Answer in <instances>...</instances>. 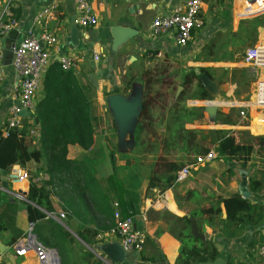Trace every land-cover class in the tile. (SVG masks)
I'll return each instance as SVG.
<instances>
[{
    "label": "crops",
    "instance_id": "1",
    "mask_svg": "<svg viewBox=\"0 0 264 264\" xmlns=\"http://www.w3.org/2000/svg\"><path fill=\"white\" fill-rule=\"evenodd\" d=\"M6 1L0 0V11ZM51 1L12 0L13 9L19 12V23L17 33L7 42L8 46L13 44L18 46L24 40L29 29L34 26L37 10ZM183 2L185 0H93L98 24L91 28H82L74 22L75 1L63 0L52 17L36 26L37 32L46 28L58 33L63 51L78 57L77 66L66 72L67 79L72 85L78 84L87 88L85 94L90 103L91 113L98 118L91 148L84 149L79 144H69L67 158L84 162L96 178L95 186L91 185V188L97 190L102 198H108L109 200L105 202L109 203L112 209H118L125 216L133 214L136 225L146 231L147 243L144 249L127 252L124 262L153 264L142 261V257L158 254L166 258L169 264H177L182 246L177 236L183 223L179 218L187 216L190 220L193 219L199 231L204 233V240L209 239L215 243L219 257L226 264H258L259 247L264 242V188L260 191L253 190L251 180H260L262 178L260 171H264V141L261 138L264 137V123L261 122L259 112L254 107L246 109L248 115L245 120L240 117L239 112L254 98L261 69L252 66L245 56L243 59L238 57V53L233 49L235 45L233 35L239 22H236V18L235 20L231 18L233 12L229 15V12L223 10V7L227 8L228 4L230 5L229 0L205 1L200 12L204 25L193 33L192 40L185 47L177 45L174 31L152 35L154 19L169 14L175 5ZM244 2L245 0L236 1L235 15L239 19L251 14L242 9ZM73 25L78 29L79 45L73 43L71 39ZM117 25L130 26L137 30L138 34L114 49L112 28ZM229 30L231 35H228ZM93 52L101 53L99 61L93 59ZM5 61L8 63V76L0 83V131L12 103L11 92L19 78L10 65L11 58L8 54ZM166 63L178 65L180 63L182 73L188 72L191 68L199 71L205 68L211 75V80L218 88L217 92L212 94L214 99L216 98V102L213 103L220 107L226 106L231 111L236 110L235 124H222L215 120L211 122L215 114L206 110L203 120L188 123L187 127L232 130L236 136V143L244 148L248 147L252 152L246 168L241 166L242 163L245 164L244 155L229 160L221 156L213 146L211 149L216 150L218 154L215 161L193 170L188 178L175 182L171 188L160 193L157 189L148 191L147 185L154 161L169 158L164 155L162 145L151 152L144 151V148L139 146L137 154L129 152L121 157L111 155L110 148L115 146L132 147V132L144 96L143 80L146 78L144 71L147 69L156 71ZM56 64L57 62L51 65L46 78ZM46 78L37 94L38 104L45 96ZM115 89H119L120 93L105 94ZM221 98L227 100H220ZM190 103L199 105L202 102ZM204 105H209L208 101H204ZM158 112L164 115L157 118L155 123L158 134L161 135L169 118L165 110L160 112L158 109L157 114ZM30 118L35 125L32 127L34 133H31L29 128L25 135L29 149L46 147V151L39 162H29L24 170L32 174L37 168H42L40 178L44 179L47 178L46 172L52 163V152L48 148V142L42 140L45 139L44 129L38 116L33 114ZM113 159L116 160L117 169ZM217 159L219 160L216 161ZM13 169L21 168L15 165ZM242 171L248 172V189L251 196L245 199L251 202L254 212L245 211L239 215L242 220L228 221L227 211L221 200L234 194L241 195ZM114 172L118 180L124 181L123 183L119 181L118 188L108 181ZM0 174L6 180L8 173L0 170ZM29 186L30 182L14 184L11 185V189L28 193ZM127 189L138 194V202L133 209L126 204ZM116 191L119 196L116 195ZM89 196L93 197V193L90 192ZM95 196L97 197V194ZM52 199L56 212H65L64 207L69 195L64 193L62 186L54 187ZM89 202L90 205L87 204L84 209L75 198L72 204L74 211H77L76 215H72L73 211L70 210L71 213L65 212L67 215L71 214L69 219L66 217L64 220H56L66 226L82 243L84 242L76 234L77 230L82 231L85 227L101 229L102 226L110 224L104 209L99 210V202L97 204L95 201ZM217 206H220L221 214L205 211ZM260 212L263 218L257 222L256 217ZM66 220L69 221V225H66ZM29 222L24 204L20 203L16 224L25 233ZM200 226L204 227L203 231L200 230ZM108 232L101 231L95 238L92 252L102 264H116L112 263L104 252L106 245L118 241ZM8 235V232L0 235L2 252L0 264H39L34 254L19 256L13 245H5L3 239ZM115 249L117 248H110L113 256H116L113 252Z\"/></svg>",
    "mask_w": 264,
    "mask_h": 264
},
{
    "label": "trees",
    "instance_id": "2",
    "mask_svg": "<svg viewBox=\"0 0 264 264\" xmlns=\"http://www.w3.org/2000/svg\"><path fill=\"white\" fill-rule=\"evenodd\" d=\"M13 12L18 18L19 12L14 9ZM259 23L262 22L258 21L254 24ZM200 71L207 73L212 79L205 68H201ZM144 75L146 77L143 80L144 96L132 132V145L142 146L144 151H154L155 148L162 145L164 155L169 157L154 161L148 179V191L157 189L163 193L171 188L175 183L178 170L193 162L198 155L208 153L213 146L221 156H225L229 160L246 154L248 148L236 143V136L230 129L206 130L187 127L188 123L203 120L207 109L205 105L190 102L214 99V95L207 90L195 68L182 73L180 65L177 63H166L156 71L145 70ZM67 77L68 74L57 63L46 78L45 96L35 112L44 129L45 139L42 138V140L48 142V148L52 152V163L46 172L47 178H40L42 168H37L30 174V186L26 196L28 201L20 200L0 190V235L9 233L3 239V243L12 246L24 235V232L16 224L19 204L23 203L28 220L36 222V232L40 240L45 245L56 248L63 258L66 257V246L76 243L78 240L66 226L48 217V213L56 212L52 199L55 186H62L64 193L69 195V200L66 201L64 207L65 212L73 211L71 214L76 215L77 211H74L72 204L75 198L84 209L87 204L90 205L89 201H95L96 204L99 202V210L104 209L109 225L102 226V230L85 227L82 231H76L77 236L84 243L92 246L101 231H109L115 225V210L105 202L109 199L102 198L97 190L91 188V185L95 186L96 178L90 169L82 161L67 158L69 144H79L84 149L91 148L98 121V118H95L91 113L90 103L85 94L87 88L78 84L72 85ZM157 88L166 91L165 94L157 96L163 99L160 108L155 107V96L152 95V92ZM115 93H120V90L105 92L106 95ZM158 109L160 112L161 110L168 112L169 118L161 135L158 134L155 123L157 118H162L164 115L159 112L157 114ZM236 115V110H232L230 113L217 110L214 120L232 125L235 124ZM34 125L35 122L32 118H25L22 130H13L9 136H4L0 131V170L9 173L15 165L26 169L29 162H39L45 155L46 147L30 150L26 142V132ZM261 138L264 141V137ZM252 151L254 152V149ZM113 164L117 169L114 159ZM241 166L246 168L244 163ZM260 172L262 173L260 180H251V187L256 191L264 188V171ZM118 179L114 172L108 181L118 188L119 181L124 182ZM3 180L4 177L0 174V183ZM8 188L12 190L11 184ZM125 191L127 193L126 204L133 209V206L138 202V194L128 189ZM90 192L93 193V197L89 196ZM116 195L119 196L117 191ZM221 201L225 205L228 221L242 220L239 215L245 211L247 213L254 212L251 202L240 194L223 198ZM205 211L221 214L220 206ZM71 214L66 216L67 219L71 217ZM262 218L263 214L258 213L257 222ZM179 219L183 223L177 236L182 246L177 264H198L219 257V251L214 242L209 239L202 240L193 235L190 218L184 216ZM66 225H69L68 220H66ZM203 228L200 226V230L203 231ZM84 253L89 257V264H102V261L93 252ZM142 261L153 264H169L166 258L158 254L151 257L143 256Z\"/></svg>",
    "mask_w": 264,
    "mask_h": 264
},
{
    "label": "built area",
    "instance_id": "3",
    "mask_svg": "<svg viewBox=\"0 0 264 264\" xmlns=\"http://www.w3.org/2000/svg\"><path fill=\"white\" fill-rule=\"evenodd\" d=\"M63 0H52L48 5L37 10L34 17V26L29 29L24 40L15 48L10 61V65L18 74V80L11 92L12 103L5 115L2 134L9 136L13 130L24 128L25 118L35 115L37 110V94L45 81L46 75L51 65L57 62L61 69L68 72L78 64V57L66 53L60 46L58 33L46 28L36 31V26L44 20L53 16L58 10ZM76 5L75 24L82 28H91L98 24V16L95 13L93 0H74ZM206 0H185V2L175 5L167 15L156 17L152 23L151 34L156 36L168 31H174L177 45L185 47L192 40L193 33L203 27L204 22L200 12ZM251 3L259 4L264 11V0H247ZM257 13V14H259ZM18 18L13 12L12 0H7L0 11V83L4 82L8 76V63H6V53L3 38L10 31L18 27ZM99 52H93V59L99 61ZM245 59L255 68H260V77L256 82L254 98L248 102L244 109L239 112L240 117L245 120L246 109L254 107L260 115L261 122L264 123V43H257L245 50ZM28 112L26 117L22 112ZM30 132L34 133L31 127ZM218 157L215 150H210L204 155H198L196 159L184 165L178 170L175 182H180L188 178L193 170L212 162ZM30 174L27 170H11L7 176L9 184L17 185L29 182ZM0 190H3L20 200L28 201L23 191H14L5 188L0 183ZM65 212H50L48 217L54 220H64ZM115 225L108 234L116 238L122 247L129 251H142L147 243V233L135 223L134 215L123 216L118 209L115 210ZM15 252L19 256L34 254L39 264H62L59 251L51 246L45 245L36 232V222H29L28 228L23 237L13 245ZM260 262L264 264V242L259 247ZM2 252H0V259Z\"/></svg>",
    "mask_w": 264,
    "mask_h": 264
},
{
    "label": "rangeland",
    "instance_id": "4",
    "mask_svg": "<svg viewBox=\"0 0 264 264\" xmlns=\"http://www.w3.org/2000/svg\"><path fill=\"white\" fill-rule=\"evenodd\" d=\"M229 1H231L230 5L228 4L227 8L223 7V10L226 13L229 12V15L232 14L233 12V15L231 16V18H233V20H235L236 18L237 19L236 22L237 21L239 22V26L237 27V30H235L234 35H233L234 36L233 42L235 44L233 49L236 50V52L238 53V57L243 59V56H245L244 52L248 47L253 46L257 43H264V11L261 12V14L259 15L253 14V13H259L262 7L255 3H251L250 1L245 0L244 5L242 6V9L246 10V12H250L251 14L249 16H244V17H241V19H239L235 15V7H236L237 0H229ZM238 14H241V13L238 12ZM258 21L262 23L254 24V23H258ZM230 33L231 31L229 30L228 35H231ZM165 93L166 91H163V89L161 88L160 89L157 88L155 91L152 92V95L155 96V107L156 108H160L163 102V99L157 96L159 94L163 95ZM220 100L225 101L227 99L221 98ZM214 101L216 102V98L211 100L212 103ZM201 102L202 103H200L199 105H204V101H201ZM205 106L207 108L206 110H208V112L211 114H215V116H216L217 110H222L225 113L231 112V109L230 108L228 109V107L226 106L220 107L219 105H211V104L205 105ZM214 118L215 117H212L211 122H214ZM110 152H111V155L113 156L121 157L122 155L129 153V152L131 154H137L139 152V147H136L134 145H132L131 148L124 147V146H119V147L115 146V148H110ZM251 155H252L251 150L246 149V154H244L245 157L243 158L246 166L249 165V163L247 162H249V159H250L249 156ZM218 160L219 159H217L216 161ZM92 250H93L92 246L88 244H84L81 241H77L76 244H68L66 246V253H65L66 257L63 258L62 255L60 254V259H61L62 264H89V257H87V255L84 252H88V251L92 252Z\"/></svg>",
    "mask_w": 264,
    "mask_h": 264
},
{
    "label": "water",
    "instance_id": "5",
    "mask_svg": "<svg viewBox=\"0 0 264 264\" xmlns=\"http://www.w3.org/2000/svg\"><path fill=\"white\" fill-rule=\"evenodd\" d=\"M16 33H17V30L13 29L12 31L9 32V34L5 38H3L4 45H5V53L8 54L10 58H12L13 51L15 50V48L17 46L15 44H13V46H8L7 42H9V39L11 38V36L13 34H16ZM112 34L114 36L113 48L116 49V48H118V46H120L121 44L126 42L128 39H131L134 36H136L138 34V31L135 30L134 28L130 27V26H127V25H117V26L112 28ZM71 39H72L73 43H75L76 45L80 44L78 29L74 25L71 29ZM197 73L200 75V80L203 82V84L205 85L207 90L211 94H215L218 90L216 83L209 78L207 73H202L199 70H197ZM208 103L210 104L212 102L208 101ZM22 114H24L26 117L29 116V113L26 111L22 112ZM242 174H243V176H242V182L240 185V193L244 198H250L251 193L248 189V172L242 171ZM2 185L5 188H8L9 187L8 180L4 179L2 181ZM23 194L27 196V192H23ZM191 229H192V233L195 237L200 238L202 240L205 239L204 233L199 231V229L196 226V223L193 219H191ZM105 247H104L105 248L104 252L110 258L112 263H116V264L124 263L127 252L122 247V245L119 241H115L112 244L106 245ZM107 247H109V249H107ZM112 247L117 248V249L113 250V252L116 254V256H113L111 251H110V248H112ZM198 264H226V262L221 257H217L215 260L202 261V262H199Z\"/></svg>",
    "mask_w": 264,
    "mask_h": 264
},
{
    "label": "bare ground",
    "instance_id": "6",
    "mask_svg": "<svg viewBox=\"0 0 264 264\" xmlns=\"http://www.w3.org/2000/svg\"><path fill=\"white\" fill-rule=\"evenodd\" d=\"M257 5H259V4H257ZM262 7V6H261ZM263 8V7H262ZM211 105H215L216 103H210ZM263 124V123H262ZM264 125V124H263Z\"/></svg>",
    "mask_w": 264,
    "mask_h": 264
}]
</instances>
